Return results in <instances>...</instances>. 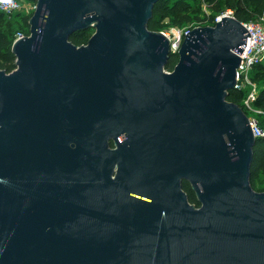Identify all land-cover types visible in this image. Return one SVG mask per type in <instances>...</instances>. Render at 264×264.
<instances>
[{
    "label": "water",
    "instance_id": "obj_1",
    "mask_svg": "<svg viewBox=\"0 0 264 264\" xmlns=\"http://www.w3.org/2000/svg\"><path fill=\"white\" fill-rule=\"evenodd\" d=\"M157 1L35 0L0 69V264H264L257 137L226 99L249 32L194 26L164 72Z\"/></svg>",
    "mask_w": 264,
    "mask_h": 264
},
{
    "label": "trees",
    "instance_id": "obj_2",
    "mask_svg": "<svg viewBox=\"0 0 264 264\" xmlns=\"http://www.w3.org/2000/svg\"><path fill=\"white\" fill-rule=\"evenodd\" d=\"M199 0H158L153 7V14L148 22V29L153 31H162L168 24L172 26H181L197 21L201 22L204 17L206 22L211 23L214 16L223 13L224 10L230 9L233 16L241 22H246L258 18L264 11V0H200L204 1L207 8L211 11L210 14L203 17H199L196 10H200ZM194 13V15H192ZM15 14H18L16 11ZM205 15V16H204ZM31 16V15H30ZM28 15L20 17L22 24L28 26ZM3 18H7V14L0 11V23ZM19 31L28 33V30L24 28ZM90 27L84 30L76 31L72 33L69 40L79 46L85 44L90 37ZM15 35L0 27V69L5 72H10L15 68V56L11 52V45ZM254 73L252 80L260 81L261 84L258 88V92L255 100L252 102V106L258 108L263 113L264 118V61L253 65ZM246 95V91L242 89H233L228 92L227 100L242 106V100ZM246 113V112H245ZM247 115V113H246ZM264 174V137H257L253 146V157L250 165V184L254 188L255 180L259 178L260 174ZM187 192V198L190 203L196 206L199 203L196 200L194 192L191 190L188 182H184L183 185ZM255 189V188H254ZM257 189V188H256ZM262 191L263 188L257 189Z\"/></svg>",
    "mask_w": 264,
    "mask_h": 264
},
{
    "label": "built area",
    "instance_id": "obj_3",
    "mask_svg": "<svg viewBox=\"0 0 264 264\" xmlns=\"http://www.w3.org/2000/svg\"><path fill=\"white\" fill-rule=\"evenodd\" d=\"M202 3H205L202 1ZM27 6V2L24 0H0V11L9 15L14 11H20L22 8ZM35 8V5H34ZM222 15L233 16L232 11L226 10V12L215 15L212 22L208 25H214L216 19H221ZM246 30L249 32V40L245 47L242 45V51L238 53L240 59V64L237 67L236 75V87L235 89L244 90L247 85H251L252 88L246 93L245 97L242 100L243 110H246L251 107L252 102L256 98V89L252 82L251 77L249 76V71L253 65L264 61V17L259 16L256 20H249L242 22ZM195 25L186 26L184 28H176L171 30V35L166 31H161L170 41V50H178L181 41L186 33L189 32ZM25 35L24 32H17L14 40L21 38ZM13 40V41H14ZM245 112V111H244ZM249 118L250 127L252 133L256 137H264V130L260 128L257 124V121L253 118Z\"/></svg>",
    "mask_w": 264,
    "mask_h": 264
},
{
    "label": "rangeland",
    "instance_id": "obj_4",
    "mask_svg": "<svg viewBox=\"0 0 264 264\" xmlns=\"http://www.w3.org/2000/svg\"><path fill=\"white\" fill-rule=\"evenodd\" d=\"M24 2H27V6H25L20 11H18V14H15L16 11H14V12L10 13L9 15H7L6 19L3 18V20L0 23V27L2 29H4V30L7 29L8 31H11L14 35H16V33L19 32V30L22 29V28H24L25 30H28V26H24L22 24V21L20 20V17L24 16V15L30 16L32 14V12L34 10L35 0H24ZM198 2H200V4H199L200 10H198V11L196 10L195 13H197L200 18L203 17V12L205 13V15H208V14L211 13V11L207 8L205 3H202L200 0ZM198 2L196 1L195 7H197V3ZM226 10L228 11L230 9H226ZM226 10H224L223 13L226 12ZM192 15H194V13ZM261 16L264 17V11L262 12ZM202 19L203 20L201 22H197V21L193 20V22H191L189 24H184V25H181V26H172V25L168 24V25H166L164 27L163 31H166V32H168L171 35V30L172 29H176V28L180 29V28H184V27L190 26V25L202 26V25H208L209 24L208 22H206V18L204 19V17H203ZM256 19H258V18H256ZM256 19H253V20H256ZM93 32H94V27H91L90 28L91 35L93 34ZM253 73H254V69L251 68L250 71H249V76L251 78L253 76ZM252 82H253V84L255 86L256 93H257L261 82L260 81H254V80H252ZM251 88H252L251 85H247L244 90L247 93ZM244 111L247 113L248 117L255 119L257 121V124L260 126V128L262 130H264L263 113L258 108H255V107H253L251 105L250 108H248V109H246ZM254 186H255L254 187L255 190L260 189V188H263V190H264V174L261 173L259 175V178H257L255 180V185Z\"/></svg>",
    "mask_w": 264,
    "mask_h": 264
},
{
    "label": "flooded vegetation",
    "instance_id": "obj_5",
    "mask_svg": "<svg viewBox=\"0 0 264 264\" xmlns=\"http://www.w3.org/2000/svg\"><path fill=\"white\" fill-rule=\"evenodd\" d=\"M91 28V27H90ZM91 36V35H90ZM170 53H169V55L167 56V59H166V61H165V63L163 64V66H162V70L164 71V72H168V73H170L173 69H174V67H175V65H176V63H177V61H178V52H177V50H175V51H173V50H170L169 51ZM127 139V133L125 132V131H120V132H118L117 134H116V137H109L108 139H107V147H108V149H110V150H114V149H117L118 148V143H120V142H122V141H125ZM139 158V157H138ZM121 161V160H120ZM118 162H116V164L114 165V172H113V174H112V177L115 175V171L117 170V168H118ZM184 182L185 181H182V190L186 193V195H187V192L185 191V189H184V187H183V185H184ZM136 197H138V196H136ZM140 198H142V199H144V200H147L146 198H143V197H140Z\"/></svg>",
    "mask_w": 264,
    "mask_h": 264
}]
</instances>
